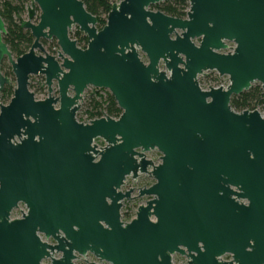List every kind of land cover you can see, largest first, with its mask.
<instances>
[{"label": "water", "instance_id": "obj_1", "mask_svg": "<svg viewBox=\"0 0 264 264\" xmlns=\"http://www.w3.org/2000/svg\"><path fill=\"white\" fill-rule=\"evenodd\" d=\"M169 1L114 3L98 30L81 0H33L20 22L34 42L16 60L0 15V264H74L89 253L109 264H173L175 255L264 264V113L231 107L253 83L264 90V0H189L186 19L149 10ZM74 25L86 49L69 37ZM52 38L62 63L37 55ZM208 71L230 85L206 90L198 77ZM38 75L45 100L30 90ZM7 84L15 90L5 102ZM89 87L109 91L117 120L77 121ZM154 150L158 166L146 157ZM142 174L156 182L139 196L152 199L123 223L134 190H121ZM20 204L28 211L12 220Z\"/></svg>", "mask_w": 264, "mask_h": 264}, {"label": "rangeland", "instance_id": "obj_2", "mask_svg": "<svg viewBox=\"0 0 264 264\" xmlns=\"http://www.w3.org/2000/svg\"><path fill=\"white\" fill-rule=\"evenodd\" d=\"M2 1H8V0H2ZM121 1H123V0H115V4H119ZM32 2H33V0H24L25 13L21 16V18L25 22L28 21V6H29V8H31ZM161 4L162 3L150 6L149 10L153 11V12L160 11L159 6H161ZM188 11H187V13H188ZM40 15H41V11L37 7L36 8V15H35L34 19L32 20L33 24L37 25L39 23ZM102 17H103V19L106 18V16H102ZM186 18H183V19H186ZM19 21H20V17H19ZM106 23H107V20H106ZM96 27L98 30H102L104 28L98 24ZM178 33L181 34V31H178ZM69 37L72 40H75L77 42V45L79 48H81V49L87 48V45H88L87 36L84 33H81L79 31V26L74 25L72 27V29L69 31ZM200 41H201V39H195L193 42L196 46H199ZM41 42H42V45L44 48V52L37 50L36 51L37 55L45 56L47 53L51 56L58 58V61L60 63H62V60L59 59V56H58L59 52L61 53V49L58 45V41L55 38H52V39H43ZM233 47H234L233 44H229V49L225 50V51L231 52V48H233ZM29 50L30 49L27 50V53L29 52ZM139 54H140V59L142 60V62H144L145 64H148L147 56L144 53H142L140 50H139ZM13 57L15 60L17 59L16 56L13 55ZM160 70L163 72H166L169 75V72L167 71V69L163 63L160 64ZM198 78L200 79V81L202 82V84L204 85L206 90H209L210 88H215V87H227L230 85V79L228 76H220L215 71L205 72L203 75H200ZM258 85H260V84L258 82H256V83L252 84V87H256ZM52 89H53L52 96L54 98H58L59 97V90L57 88L56 82L54 83ZM30 90H31V92H33L35 94L36 100H45L49 96L48 87L46 85V79L44 76H41V75L30 77ZM105 92L109 93V91H107V90H99V89H95L93 87H89L88 89H86V91L84 92V94L82 96V100L79 102L80 109H79L77 116H76L77 121L79 123L90 124L91 121L94 120V119L90 118V113L95 111V109H94L95 105H94L93 101L96 99L97 101L100 102V100L96 97V94L99 93L100 95L105 96ZM91 93H93V94L90 95ZM73 95H74V92L71 91V96H73ZM58 107H59V104L56 106V108H58ZM257 111L264 113V108L260 107L257 109ZM102 115H103L102 118L106 117V112L102 111ZM98 119H100V118H98ZM115 120H117V119H115ZM94 144L98 148H104L106 146V143L102 139H97L94 142ZM146 157L148 160H151L155 166H158L159 164L162 163V160L160 158V157H162V154L157 150L150 151V152L146 153ZM155 182H156V180L152 176L145 175V174L140 175L138 177V179H136V180H134L132 177L127 178L125 185L123 186L121 192L126 193V191H130L131 189L132 190L135 189V192L132 193V196H131L132 198L130 200L125 199L122 202L123 207L121 209V221L123 223H130L132 220H134L137 216L139 207L141 205H143V206L146 205V203L152 199V197H149V196H144V197L139 196L140 195V189L141 190L148 189ZM133 197H135V198H133ZM27 211H28L27 207L24 204H20L19 207L12 212L11 219L12 220L21 219L23 214H26ZM40 238L42 239L43 242H46L50 245H56V242L53 239L47 240L45 238V236H43V235H40ZM61 256H62L61 254L55 252L52 255V258L59 259ZM228 258H232V257L230 255H228V256L223 257L222 260L228 259ZM188 261H189L188 258L185 256L183 257L180 255H176L174 257V263L175 264H188ZM91 263L109 264L106 262H100L93 254H90V253L87 254L86 256H78V259L74 262V264H91ZM42 264H51V259H46L45 261L42 262Z\"/></svg>", "mask_w": 264, "mask_h": 264}, {"label": "trees", "instance_id": "obj_3", "mask_svg": "<svg viewBox=\"0 0 264 264\" xmlns=\"http://www.w3.org/2000/svg\"><path fill=\"white\" fill-rule=\"evenodd\" d=\"M89 13L95 16L98 20V25L104 27L109 12L115 3V0H81ZM190 8L189 0H171L164 2L159 6V10L164 14L175 18H186L187 11ZM25 13L24 0H0V15L6 24V34L3 37L4 43L9 50L17 58L27 53L31 48L34 38L31 32L25 30L19 21ZM102 16H106L103 19ZM15 87L6 85L2 91V97L5 102L12 99L14 96ZM101 92V91H100ZM99 92V93H100ZM96 94V99L93 101L95 111L90 113L91 119L102 118V111L106 112V117L118 119L122 111L118 108L115 99L110 93L105 92V96ZM231 107L235 112L241 113L244 111H257L258 108H264V90L261 85L251 87L239 96H234L231 100Z\"/></svg>", "mask_w": 264, "mask_h": 264}, {"label": "flooded vegetation", "instance_id": "obj_4", "mask_svg": "<svg viewBox=\"0 0 264 264\" xmlns=\"http://www.w3.org/2000/svg\"><path fill=\"white\" fill-rule=\"evenodd\" d=\"M7 85H9V84H7ZM6 86V85H5ZM4 89V88H3ZM3 91V90H2ZM1 94H2V92H1ZM134 190V192H135V189H133ZM181 256V255H180Z\"/></svg>", "mask_w": 264, "mask_h": 264}, {"label": "built area", "instance_id": "obj_5", "mask_svg": "<svg viewBox=\"0 0 264 264\" xmlns=\"http://www.w3.org/2000/svg\"><path fill=\"white\" fill-rule=\"evenodd\" d=\"M175 256H176V255H175ZM227 256H228V255H227ZM173 264H175V263H174V260H173Z\"/></svg>", "mask_w": 264, "mask_h": 264}]
</instances>
